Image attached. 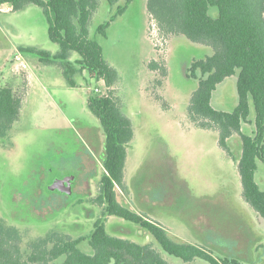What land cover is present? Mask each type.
I'll list each match as a JSON object with an SVG mask.
<instances>
[{
  "label": "rangeland",
  "instance_id": "1",
  "mask_svg": "<svg viewBox=\"0 0 264 264\" xmlns=\"http://www.w3.org/2000/svg\"><path fill=\"white\" fill-rule=\"evenodd\" d=\"M0 6V85L10 86L21 99L17 119L0 139V219L19 230L25 253L31 240L48 231L87 238L101 217L102 206L95 198L104 135L87 101L89 96H103L108 88L86 72L75 74L77 84L70 86L59 63H46L38 53L20 49L59 51L48 37L42 7L30 2L4 11L11 3ZM118 6H125L124 11L110 22L105 35L97 33V26L116 14ZM209 12L215 16L217 8L211 6ZM88 30L117 71L110 95L133 128L124 188L116 186L117 199L147 214L173 238L203 245L217 258L227 255L243 264H264V218L242 195L239 136L234 133L227 139L233 159L219 145L216 129L199 127L188 115L198 79L188 77L186 69L193 59L209 55L210 46L160 31L145 0L113 5L98 0ZM17 53L24 67L15 60ZM78 57L71 53L72 61ZM237 76L238 69L217 84L211 97L215 109L231 111L236 106ZM249 104L250 115L242 123L248 133L254 129ZM67 174L79 183L71 194L50 188ZM255 180L264 190L261 161ZM103 218L111 235L130 231L124 238L149 242L168 262L209 264L167 254L147 231L136 233L137 226L123 218ZM79 247L91 252L88 239Z\"/></svg>",
  "mask_w": 264,
  "mask_h": 264
},
{
  "label": "trees",
  "instance_id": "2",
  "mask_svg": "<svg viewBox=\"0 0 264 264\" xmlns=\"http://www.w3.org/2000/svg\"><path fill=\"white\" fill-rule=\"evenodd\" d=\"M118 1L107 0L109 5ZM145 1L147 12L160 31L184 35L190 41L212 49L204 58L193 59L186 69L188 77L198 79L190 97L188 115L195 125L216 129L219 145L233 159L227 139L234 133L239 136L241 151L237 168L242 195L264 218V190L255 180L258 161L264 165V0ZM7 2L13 10L30 2L42 7L48 37L59 45L55 54L31 46L20 47L21 50L38 53L46 63H59L70 86L77 84L75 74L86 72L88 77L103 79L108 88L106 96H89L87 101L104 135L101 158L104 173L96 197L97 203L104 205V213L140 225L164 252L183 261L200 258L209 264H243L227 255L217 258L203 245L175 239L157 222L145 219L117 201L114 188L116 185L124 188L127 145L133 136V128L116 98L110 95L117 71L104 59L101 45L89 36L88 25L98 0H0V5ZM125 6H118L116 14L99 24L97 33L105 35L110 22L124 11ZM211 6L217 8L215 16L209 12ZM72 52L79 56L74 61L70 58ZM154 65L150 64L151 67ZM237 69L236 106L231 111L215 109L211 105L213 90ZM249 101L254 110V129L250 133L242 130V123L251 111ZM20 107L21 99L13 89L0 85V139L17 119ZM84 239H88L90 253L79 247ZM25 253L21 249L19 230L0 219V264H173L149 242L141 244L111 235L100 218L94 222L87 238L48 231L31 240Z\"/></svg>",
  "mask_w": 264,
  "mask_h": 264
},
{
  "label": "flooded vegetation",
  "instance_id": "3",
  "mask_svg": "<svg viewBox=\"0 0 264 264\" xmlns=\"http://www.w3.org/2000/svg\"><path fill=\"white\" fill-rule=\"evenodd\" d=\"M103 131V130H102ZM92 143V142H91ZM93 144V143H92ZM92 146V145H91ZM102 155H103V152L101 153V155L99 156V159H100V164H101V167H102V170L100 171V176H99V183L98 184H100V179H101V177H102V175H103V173H104V167H103V165H102V161H101V158H102ZM69 175H71V174H67V175H65V176H69ZM64 176V177H65ZM72 176V175H71ZM63 177V176H62ZM85 179V178H84ZM83 182H84V180H83ZM82 182V183H83ZM77 184H79V183H77V180L75 179V178H73L72 180H71V187H72V190H74V188L76 187V185ZM123 184H124V177H123ZM57 185H59L61 188L63 187V185H62V183H58ZM116 186H118V185H116ZM116 186H115V192H116ZM119 187V186H118ZM122 189V188H121ZM65 194V193H64ZM98 194H99V186H98ZM98 196V195H97ZM116 199H117V194H116ZM117 201L121 204V205H123V206H125L124 204H122L118 199H117ZM95 202H96V204L97 205H99V206H102V215H101V217H99L102 221H103V216H105V215H108V216H110L109 214H105L104 213V205H101V204H98L97 203V201H96V198H95ZM125 207H127V206H125ZM127 208H129V207H127ZM130 209V208H129ZM130 210H132V209H130ZM132 211H134V212H136L137 214H139V215H141V216H143L145 219H147V214L146 215H143V214H141V213H139V212H137V211H135V210H132ZM114 216H116V215H114ZM119 217V216H118ZM99 218H97V219H99ZM120 218H122V217H120ZM97 219H95V221L97 220ZM124 219V218H123ZM124 220H126V219H124ZM94 221V222H95ZM126 221H128V220H126ZM94 222H93V224H94ZM104 222V221H103ZM128 222H131V221H128ZM131 223H133V222H131ZM105 224V223H104ZM133 225H136L137 226V228H136V233H138V234H140V231H147L146 229H143L140 225H138V224H136V223H133ZM132 225V226H133ZM106 227V226H105ZM132 229V228H131ZM93 230V229H92ZM92 232V231H91ZM120 232V231H119ZM109 233V232H108ZM130 233H132V232H120L119 234H122L121 236H119V235H115V236H119V237H122V238H124V235L126 234H130ZM128 239V238H127ZM129 240H131V239H129ZM131 241H133V240H131ZM135 242V241H134ZM137 243H141V242H137ZM141 244H147V242H142Z\"/></svg>",
  "mask_w": 264,
  "mask_h": 264
},
{
  "label": "water",
  "instance_id": "4",
  "mask_svg": "<svg viewBox=\"0 0 264 264\" xmlns=\"http://www.w3.org/2000/svg\"><path fill=\"white\" fill-rule=\"evenodd\" d=\"M72 179L73 177L71 175L61 177V178H56L52 184V187L50 188H58L62 193L71 194L72 192L71 180ZM58 183L59 184L62 183L63 187L61 188L59 185H57Z\"/></svg>",
  "mask_w": 264,
  "mask_h": 264
},
{
  "label": "built area",
  "instance_id": "5",
  "mask_svg": "<svg viewBox=\"0 0 264 264\" xmlns=\"http://www.w3.org/2000/svg\"><path fill=\"white\" fill-rule=\"evenodd\" d=\"M2 7V8H1ZM12 6H7L6 7V10H4V11H9V10H12ZM0 10H3V6H0ZM15 60L16 61H18V63L22 66V67H24L25 66V62H24V58L22 57V55L20 54V53H17L16 55H15ZM102 80V82L105 84V82H104V80L103 79H100V81ZM95 91H99V89L98 88H96L95 89ZM103 96H105V95H107V92H103Z\"/></svg>",
  "mask_w": 264,
  "mask_h": 264
},
{
  "label": "crops",
  "instance_id": "6",
  "mask_svg": "<svg viewBox=\"0 0 264 264\" xmlns=\"http://www.w3.org/2000/svg\"><path fill=\"white\" fill-rule=\"evenodd\" d=\"M3 4H8V2H7V3H3ZM3 4H1V5H3ZM12 9H13V8H12ZM11 56H12V55H11ZM16 63H17V62H15V65H16ZM27 79H28V78H27ZM99 81H100V80H99Z\"/></svg>",
  "mask_w": 264,
  "mask_h": 264
}]
</instances>
